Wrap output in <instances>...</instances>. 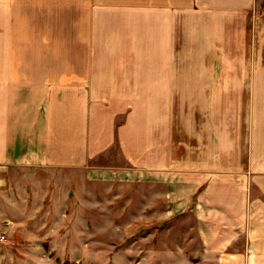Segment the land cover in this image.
<instances>
[{"label": "crops", "instance_id": "0c3cea01", "mask_svg": "<svg viewBox=\"0 0 264 264\" xmlns=\"http://www.w3.org/2000/svg\"><path fill=\"white\" fill-rule=\"evenodd\" d=\"M263 14L264 0H0V231L31 237L71 186L138 183L162 195L152 215L190 221L156 248L264 264V166L228 125L254 84L226 79Z\"/></svg>", "mask_w": 264, "mask_h": 264}, {"label": "rangeland", "instance_id": "374dc122", "mask_svg": "<svg viewBox=\"0 0 264 264\" xmlns=\"http://www.w3.org/2000/svg\"><path fill=\"white\" fill-rule=\"evenodd\" d=\"M263 15L260 23L264 22ZM251 27L261 33L249 31L243 55L232 57L238 64H243L246 71L229 73L226 79L254 85L243 89L240 109L229 103L228 125L229 130L241 132L243 160L250 167L255 155L263 167L264 26L256 23ZM248 170L250 173V168ZM159 191L163 190L159 188ZM155 193V188L151 192H142L138 183L101 185L100 189L84 184L79 191L76 186H71L67 206L64 205L61 211L66 216L57 212L46 226H37L40 231L32 233L34 237L22 239L18 234L0 231L6 238L0 242V264H185L177 258L178 254L173 258L168 250L156 248V242L166 236L171 238V233H167L171 225H187L190 221L187 217L162 220V217L152 215L156 207H165L162 195L155 196ZM147 198L152 216L145 219L140 216V211ZM47 203L48 200L44 204ZM37 220H42L40 215ZM58 221L63 224L58 226ZM178 232L176 229V236ZM185 252L189 255L190 250L185 249Z\"/></svg>", "mask_w": 264, "mask_h": 264}, {"label": "built area", "instance_id": "2783aa9c", "mask_svg": "<svg viewBox=\"0 0 264 264\" xmlns=\"http://www.w3.org/2000/svg\"><path fill=\"white\" fill-rule=\"evenodd\" d=\"M5 239H6L5 235L0 233V242L5 241Z\"/></svg>", "mask_w": 264, "mask_h": 264}]
</instances>
